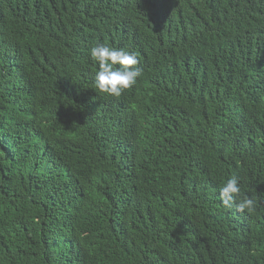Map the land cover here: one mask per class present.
I'll return each mask as SVG.
<instances>
[{
    "label": "trees",
    "instance_id": "trees-1",
    "mask_svg": "<svg viewBox=\"0 0 264 264\" xmlns=\"http://www.w3.org/2000/svg\"><path fill=\"white\" fill-rule=\"evenodd\" d=\"M0 264H264V0H0Z\"/></svg>",
    "mask_w": 264,
    "mask_h": 264
},
{
    "label": "clouds",
    "instance_id": "clouds-1",
    "mask_svg": "<svg viewBox=\"0 0 264 264\" xmlns=\"http://www.w3.org/2000/svg\"><path fill=\"white\" fill-rule=\"evenodd\" d=\"M90 54L99 65L95 87L102 93L119 98L124 91L136 85L137 79L143 74L142 69L138 67L139 60L135 53L100 44L92 47ZM219 195L225 208H232L235 205L238 212L247 211L251 214L257 207L254 199L247 196L240 198L241 189L235 176L221 187Z\"/></svg>",
    "mask_w": 264,
    "mask_h": 264
}]
</instances>
